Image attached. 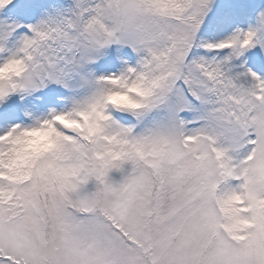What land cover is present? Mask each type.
Instances as JSON below:
<instances>
[{"label": "snow or ice", "instance_id": "6c2138e0", "mask_svg": "<svg viewBox=\"0 0 264 264\" xmlns=\"http://www.w3.org/2000/svg\"><path fill=\"white\" fill-rule=\"evenodd\" d=\"M0 264H264V0H0Z\"/></svg>", "mask_w": 264, "mask_h": 264}]
</instances>
